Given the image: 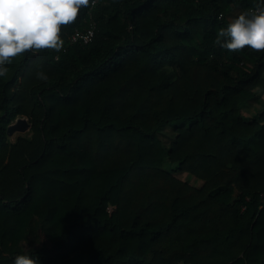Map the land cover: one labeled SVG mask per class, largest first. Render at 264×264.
I'll return each mask as SVG.
<instances>
[{
	"label": "trees",
	"instance_id": "trees-1",
	"mask_svg": "<svg viewBox=\"0 0 264 264\" xmlns=\"http://www.w3.org/2000/svg\"><path fill=\"white\" fill-rule=\"evenodd\" d=\"M260 4L98 0L7 64L0 264H264V52L214 43ZM193 158L203 187L177 176Z\"/></svg>",
	"mask_w": 264,
	"mask_h": 264
},
{
	"label": "clouds",
	"instance_id": "clouds-1",
	"mask_svg": "<svg viewBox=\"0 0 264 264\" xmlns=\"http://www.w3.org/2000/svg\"><path fill=\"white\" fill-rule=\"evenodd\" d=\"M95 0H0V77L8 73L7 64L25 53L41 50L59 52L64 41L63 26L73 24L82 8ZM230 52L250 48L264 52V4L241 12L227 27H222L214 42ZM37 78L47 75L37 72ZM13 264H37L28 255H17Z\"/></svg>",
	"mask_w": 264,
	"mask_h": 264
},
{
	"label": "rangeland",
	"instance_id": "rangeland-1",
	"mask_svg": "<svg viewBox=\"0 0 264 264\" xmlns=\"http://www.w3.org/2000/svg\"><path fill=\"white\" fill-rule=\"evenodd\" d=\"M254 90H258L259 93L262 94V96L264 97V86H255L253 87ZM257 110V106L256 105H251L248 107L244 108V113L246 115H250L252 113H254ZM19 133H14L12 136H9L12 140H15L17 138ZM196 160L195 158L190 159L187 164H185L184 168L182 171H180L179 173H177V176L183 180H187L189 181L191 184L196 185L198 187H203L205 182L196 178L191 172L193 169V166L195 165ZM166 168L168 169L169 166L167 165Z\"/></svg>",
	"mask_w": 264,
	"mask_h": 264
},
{
	"label": "built area",
	"instance_id": "built-area-1",
	"mask_svg": "<svg viewBox=\"0 0 264 264\" xmlns=\"http://www.w3.org/2000/svg\"><path fill=\"white\" fill-rule=\"evenodd\" d=\"M98 0H95V3ZM256 7H252L250 9H255ZM249 9V10H250ZM248 11V10H247ZM97 29L96 21L90 20L89 26L82 30H76L70 37L71 43H80V44H89L94 39L95 33Z\"/></svg>",
	"mask_w": 264,
	"mask_h": 264
},
{
	"label": "water",
	"instance_id": "water-1",
	"mask_svg": "<svg viewBox=\"0 0 264 264\" xmlns=\"http://www.w3.org/2000/svg\"><path fill=\"white\" fill-rule=\"evenodd\" d=\"M30 127L31 125L26 118H18L8 126L7 134L8 136H12L14 133H26Z\"/></svg>",
	"mask_w": 264,
	"mask_h": 264
},
{
	"label": "crops",
	"instance_id": "crops-1",
	"mask_svg": "<svg viewBox=\"0 0 264 264\" xmlns=\"http://www.w3.org/2000/svg\"><path fill=\"white\" fill-rule=\"evenodd\" d=\"M196 186V185H195Z\"/></svg>",
	"mask_w": 264,
	"mask_h": 264
}]
</instances>
